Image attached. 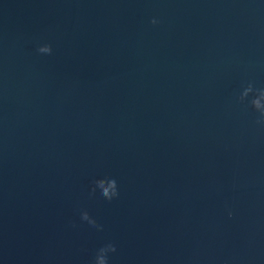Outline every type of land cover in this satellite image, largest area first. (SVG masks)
I'll return each instance as SVG.
<instances>
[{
	"label": "water",
	"instance_id": "obj_1",
	"mask_svg": "<svg viewBox=\"0 0 264 264\" xmlns=\"http://www.w3.org/2000/svg\"><path fill=\"white\" fill-rule=\"evenodd\" d=\"M96 261L264 264V0H0V264Z\"/></svg>",
	"mask_w": 264,
	"mask_h": 264
},
{
	"label": "clouds",
	"instance_id": "obj_2",
	"mask_svg": "<svg viewBox=\"0 0 264 264\" xmlns=\"http://www.w3.org/2000/svg\"><path fill=\"white\" fill-rule=\"evenodd\" d=\"M151 22H152V23H156L155 20H153V21H151ZM49 51H50V49H49ZM110 250L114 251V249H110ZM95 264H102V262H101V261H96Z\"/></svg>",
	"mask_w": 264,
	"mask_h": 264
}]
</instances>
